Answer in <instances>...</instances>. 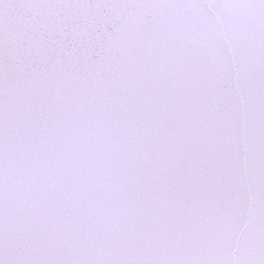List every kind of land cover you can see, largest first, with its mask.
<instances>
[{
    "label": "snow or ice",
    "instance_id": "6c2138e0",
    "mask_svg": "<svg viewBox=\"0 0 264 264\" xmlns=\"http://www.w3.org/2000/svg\"><path fill=\"white\" fill-rule=\"evenodd\" d=\"M0 264H264V0H0Z\"/></svg>",
    "mask_w": 264,
    "mask_h": 264
}]
</instances>
